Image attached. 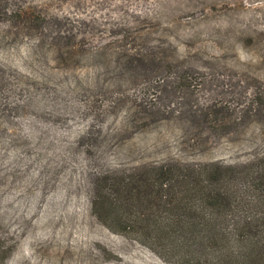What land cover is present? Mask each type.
Segmentation results:
<instances>
[{"label": "rangeland", "instance_id": "374dc122", "mask_svg": "<svg viewBox=\"0 0 264 264\" xmlns=\"http://www.w3.org/2000/svg\"><path fill=\"white\" fill-rule=\"evenodd\" d=\"M262 160L264 0H0V264L58 261L34 224L59 195L90 240L63 264H185L145 235L174 172L245 190Z\"/></svg>", "mask_w": 264, "mask_h": 264}, {"label": "trees", "instance_id": "16d2710c", "mask_svg": "<svg viewBox=\"0 0 264 264\" xmlns=\"http://www.w3.org/2000/svg\"><path fill=\"white\" fill-rule=\"evenodd\" d=\"M254 166L255 178L249 181L245 190H238L237 185L223 189L217 183L220 179L214 176L203 177L205 183L202 184L199 173L197 176H189L174 172L170 188L175 184L179 187L182 182L185 189H181L180 194L179 191L170 190L171 193L165 196L170 197L169 202L162 196L159 198L160 204H163L162 201L165 204L177 202L174 209L178 212L171 213L175 218L170 220L174 229H167L168 221L160 220V231L145 235L159 241L162 247L173 249V255L185 264H264V164ZM227 169L237 173L244 170ZM222 180L235 181L236 175L230 173ZM67 195L66 192L65 197ZM62 200L64 197L59 195L50 201L44 217L34 224L42 237L38 243L39 248L56 255L58 261H42L36 251L25 252L21 258L28 264H63L61 258L67 257L69 253L82 252L83 243L90 249V240L79 232V227L86 220L84 212L78 208H66ZM38 202L34 209L39 207ZM221 204L227 213L230 212L227 217L214 215L220 212L218 208ZM238 206L245 208V213L240 216L231 215ZM205 207L217 210L207 216L199 211ZM18 217V229L20 224L24 226L31 219V215L26 217L22 212L14 216L15 221ZM35 238L37 241L36 235Z\"/></svg>", "mask_w": 264, "mask_h": 264}]
</instances>
